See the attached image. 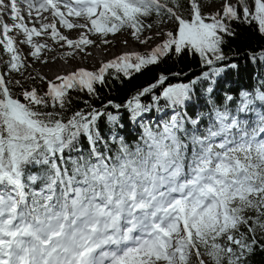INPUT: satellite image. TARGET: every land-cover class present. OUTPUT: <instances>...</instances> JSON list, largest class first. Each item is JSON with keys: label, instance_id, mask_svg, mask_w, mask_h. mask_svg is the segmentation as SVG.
Returning a JSON list of instances; mask_svg holds the SVG:
<instances>
[{"label": "snow or ice", "instance_id": "1", "mask_svg": "<svg viewBox=\"0 0 264 264\" xmlns=\"http://www.w3.org/2000/svg\"><path fill=\"white\" fill-rule=\"evenodd\" d=\"M204 2L0 0V45L9 55L0 63V264H249L257 248L264 251V112L254 107L264 90L241 91L234 107L229 93L216 102L217 78L239 67L225 63V37L235 35L233 21L264 34V0H224L210 15ZM58 24L82 31L69 38ZM13 31L24 39L17 42ZM116 34L151 42L150 50L53 80L25 76L31 65L18 43L41 60L53 49L34 37L47 36L66 45L68 59L91 55L90 36L108 45ZM183 55L198 56L204 69L188 82H169L188 73H159L123 103L92 104L98 86ZM249 59L264 63V51ZM27 80L46 86L26 87ZM197 88L211 107L189 115ZM73 93L91 99L69 114L73 99H82ZM165 109L174 114L155 125L143 119ZM123 112L142 129L135 150L118 131ZM248 113L255 118H244ZM104 121L110 141L101 134Z\"/></svg>", "mask_w": 264, "mask_h": 264}, {"label": "trees", "instance_id": "2", "mask_svg": "<svg viewBox=\"0 0 264 264\" xmlns=\"http://www.w3.org/2000/svg\"><path fill=\"white\" fill-rule=\"evenodd\" d=\"M184 0H182V3ZM147 23H152L153 28L156 25V17L151 16L147 18ZM233 27L235 29L234 36H226V42L223 45V52L229 58L228 62H233L238 64V70L228 69L223 73L222 77L217 79V88L220 91V97L217 99V103L221 102L223 95L225 93L232 94L235 98L231 106H235L239 101V93L241 91H249L254 93L256 90H264V63L257 61H252L249 56L253 53H258L264 51V34H261L256 30L255 25H246L233 21ZM152 30V29H151ZM150 30V31H151ZM146 33H148L146 31ZM204 69H202L199 62L198 56H188L183 55L180 57H169L166 61L160 63L156 66H151L141 73L134 74L131 79L121 77L122 83L117 80H110L106 87L98 86V92L100 99H92L91 102L97 108H100L103 104H106L108 100H113L117 103H123L126 99L135 91L143 86H147L149 83L154 82L157 74L159 73H172L181 72L188 73L189 75L182 77H170L171 83L178 82H188L190 78H194L199 75ZM215 94V93H214ZM82 96L81 100L73 99L71 107L69 109V114L72 111L81 109L84 107L83 100L91 99L86 94L73 93V96ZM146 100L148 98H145ZM164 101H161L163 104ZM211 105L207 102L206 94L197 88L193 99L187 102V108L189 115H192L199 111H209ZM255 109L264 112V104L257 101L254 105ZM166 112V111H165ZM156 113L150 112L146 116V123L155 125L160 117H166V113ZM249 120L255 118L254 113H248L246 117ZM121 123L123 128L118 129L121 136H123L125 142L135 150L137 143L142 142L140 136L142 129L138 127L137 124H132L130 119V114L123 112L121 116ZM101 134L106 137L109 141L111 140L110 126L106 121L101 123L100 126ZM82 147L86 143V137H82ZM116 151V146H112V152L110 154L114 155ZM32 172H38L40 166L31 165L29 166ZM264 243V241H261ZM249 264H264V251L257 248L254 254L248 257Z\"/></svg>", "mask_w": 264, "mask_h": 264}, {"label": "rangeland", "instance_id": "3", "mask_svg": "<svg viewBox=\"0 0 264 264\" xmlns=\"http://www.w3.org/2000/svg\"><path fill=\"white\" fill-rule=\"evenodd\" d=\"M229 2L232 4H236L237 0H229ZM223 4H224V0H206V2L203 3L202 11L204 12L205 15L214 14L218 11H221ZM43 15L47 16L50 14L44 13ZM34 17H35V13H34ZM26 19H27V17H26ZM26 19H25V21H27ZM11 21L12 20L8 16H5V22L6 23L12 24V23H10ZM27 24L29 27L33 26V23H29L28 21H27ZM34 26L37 28L40 27L39 23H35ZM170 26H171L170 22L168 24L160 25V27H162V28H168ZM57 27H58L59 31L61 32V34H63V35H65L66 32H70L69 30L62 28L59 24L57 25ZM80 31H82V30L78 29V33ZM155 31H156V25H155V28H153L151 30V33H155ZM13 32L9 33V35L14 36ZM146 34H149V33H146ZM15 38H16V40L18 38L17 42L24 39L23 36H17ZM90 38L95 41L94 45H92L86 49V52L91 53V55H87L85 52H80L75 57H70L68 59L63 58L65 56L66 52L68 51L66 46H61L63 44V42H61L60 44H57L56 42H54L52 39L48 38L47 36L34 37L35 40H41L43 42H46L47 44H51L52 47L55 49L54 52L44 50L42 53V59L41 60H33L31 58V56L28 55V53L31 51L30 46H28L27 44H24V43H18L17 46L20 48L22 53L25 56H28V63L31 66H35L36 68H38L35 71L29 70L27 68V70L25 71V76H28L29 74H31L32 76L39 75L40 77H46L44 75L43 69L47 68V70L51 74V76L49 78L47 77V79L52 80L51 78H53V76L55 77L56 75H58V72H56L55 70H52L50 68V64L53 62L60 64V67H63L62 68L63 70L69 69V67H70L69 64L74 63L77 67V70L79 68L83 67L89 71H96L99 69V67L102 66V63L110 62L112 59L116 58L120 54H124V53H141V54H143L144 52L149 51L150 47H151V42H150V45H141V44L134 41L135 43H137V45H134L131 41L133 39L131 37H128L126 34L125 35L116 34L115 36L110 35L108 37V40L111 43H109L108 45L102 44L101 43V37H99V36L93 35V36H90ZM118 38H121L122 40L121 41L117 40ZM125 39H127L129 41L128 45H126V47L128 49H125V50H123V52H120L118 54H114V51L116 48H123L122 44H123V41ZM162 39L163 38H160V42H162ZM58 47H60V51H58L59 50V49H57ZM102 49H103V51H106L109 54H107L106 56L101 54ZM93 52L95 53V57H94V55H92ZM0 54L2 55V60H0V63H3L9 59V55L3 49V45H0ZM74 58L76 59V61L73 60ZM44 60H47V63H44L43 62ZM61 61L63 62L62 66H61ZM5 67H6V65H5ZM69 70H70V72L73 71L71 69H69ZM11 75H12L13 79H23L15 73H13ZM219 78H221V77H218L217 79H219ZM25 84H26V87H31V86L44 87V86H46V85L41 84L38 81H33V80H27L25 82ZM261 103L264 104V102H261ZM165 111H166L165 113H166L167 118H169L172 114H174L171 109H165ZM149 114L150 113H147L145 115V117H143L145 122L147 120L146 116ZM161 118H164V117H160L158 120H160ZM132 124H136V123L132 122ZM205 259H207V258H205ZM193 260H195V257H193Z\"/></svg>", "mask_w": 264, "mask_h": 264}, {"label": "bare ground", "instance_id": "4", "mask_svg": "<svg viewBox=\"0 0 264 264\" xmlns=\"http://www.w3.org/2000/svg\"><path fill=\"white\" fill-rule=\"evenodd\" d=\"M27 20V19H26ZM26 23H27V21H25ZM10 23H13V21H11ZM13 34H14V36L15 37H17L16 36V33H15V31L13 32ZM65 35L66 36H68L69 38H73V39H75V38H77V35H78V29H74V30H72V31H70V32H66L65 33ZM17 40H18V38H17ZM117 40H122L121 38H118ZM132 41V43L134 44V45H137V43H135L134 42V40H131ZM100 44V43H99ZM49 45H51V44H49ZM123 45V46H122ZM121 46L123 47V48H116L115 49V51H114V54H118V53H120V52H123V50H125V49H128L127 47H126V45L123 43ZM66 46V45H65ZM51 47H52V45H51ZM52 51L54 52L55 51V49L52 47ZM57 49H59L58 51H60V47H58ZM56 49V50H57ZM45 50H47V49H45ZM47 51H49V50H47ZM102 52H101V54H103L104 56H106L107 54H109V53H107L106 51H103V49L101 50ZM92 55H94V57H95V53L93 52L92 53ZM0 57H2V55L0 54ZM74 61H76V59L74 58L73 59ZM97 60V59H96ZM63 61V60H62ZM61 61V66H62V62ZM98 62V61H97ZM70 65V67H69V69H71V70H73V71H76L77 70V67H76V65L73 63V64H69ZM78 65V64H77ZM50 68L52 69V70H55L56 72H58V75H56V76H59V75H62V74H66V73H70V70L69 69H62L63 67H60V64H57L56 62H53V63H51L50 64ZM29 70H36V69H38V68H36L35 66H31V67H29L28 68ZM43 71H44V75L46 76L45 78H49L50 76H51V74L49 73V71L47 70V68H44L43 69ZM55 76V77H56ZM55 77L53 76V78H51L52 80L53 79H55ZM158 121V120H157Z\"/></svg>", "mask_w": 264, "mask_h": 264}]
</instances>
